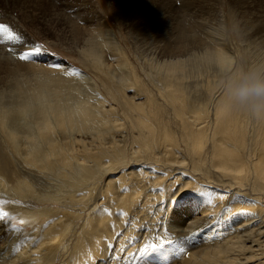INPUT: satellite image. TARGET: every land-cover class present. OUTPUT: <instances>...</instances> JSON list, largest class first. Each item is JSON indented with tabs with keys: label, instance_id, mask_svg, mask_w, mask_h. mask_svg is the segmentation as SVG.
Here are the masks:
<instances>
[{
	"label": "bare ground",
	"instance_id": "obj_1",
	"mask_svg": "<svg viewBox=\"0 0 264 264\" xmlns=\"http://www.w3.org/2000/svg\"><path fill=\"white\" fill-rule=\"evenodd\" d=\"M57 1L0 0V23L19 36L0 34V200L25 224L0 231V264H264V114L230 90L264 70V0H228L241 42L216 14L222 0H151L155 31L135 54ZM43 25L91 77L13 54Z\"/></svg>",
	"mask_w": 264,
	"mask_h": 264
},
{
	"label": "rangeland",
	"instance_id": "obj_2",
	"mask_svg": "<svg viewBox=\"0 0 264 264\" xmlns=\"http://www.w3.org/2000/svg\"><path fill=\"white\" fill-rule=\"evenodd\" d=\"M60 1L61 2L59 4L58 1L56 2L59 6L58 8H60L63 12L69 10L70 14L75 15L76 18L74 21L78 25L85 27L88 31L100 39H109V37H106L105 35H103V37L99 36H101V32L105 30L106 27L111 28L118 36L117 44L120 46V49H129L133 54H135V51L138 53L143 52L142 49L145 46L144 41L151 36L153 31H155L152 29V23H154L153 16L156 11L153 12V5L150 3L151 0H144V2H142L139 8L141 11H136L131 7H127L129 6V3L120 4L122 2L121 0H87L85 3H81V7L79 8L72 3H66L62 0ZM147 1L149 3H147ZM70 2H73V0H70ZM210 4H212V1ZM176 6L181 7V2L176 0ZM262 8L264 9V3L257 8V11L259 12V16L264 18V10ZM235 12L236 9L229 5L228 0H222V6L217 7L216 9V14L224 13L226 15V29L229 37L232 38V41L237 40V42H241L245 40V35L243 27L239 22H237ZM198 14L201 19L210 18L212 17V8L199 11ZM146 18H148L151 23L148 22ZM174 25L175 23H170L168 31L165 32V36L168 40H172L171 33ZM21 26L22 28H29L27 24H22ZM43 26V29L39 27L40 32H37V30H31L29 31V34L27 33V35L32 39V42L43 45L46 52L50 55L43 57L32 64H43L46 59H48V61L58 60L56 62H52V65H57L59 64V61H63V65H65V67H72L91 77L92 74L90 70L85 66V64H83L78 56L67 52V49L65 48L63 49L60 46H55V42H58L56 30H49V28H46L47 26ZM213 27L217 29V26ZM201 30L203 31L202 35L204 37H211L212 24H204L201 27ZM48 42L53 43V45ZM17 48H21V43L17 44ZM23 62L31 63L27 61ZM157 102L161 103L162 101L158 99ZM1 203H3L2 200H0V212H5V208ZM7 221H9V219H7L6 222ZM10 222L14 228H25V224L18 222L17 220H10Z\"/></svg>",
	"mask_w": 264,
	"mask_h": 264
},
{
	"label": "clouds",
	"instance_id": "obj_3",
	"mask_svg": "<svg viewBox=\"0 0 264 264\" xmlns=\"http://www.w3.org/2000/svg\"><path fill=\"white\" fill-rule=\"evenodd\" d=\"M230 90L241 108L253 115L264 114V70L245 73L230 83Z\"/></svg>",
	"mask_w": 264,
	"mask_h": 264
},
{
	"label": "snow or ice",
	"instance_id": "obj_4",
	"mask_svg": "<svg viewBox=\"0 0 264 264\" xmlns=\"http://www.w3.org/2000/svg\"><path fill=\"white\" fill-rule=\"evenodd\" d=\"M0 34H6L9 39H19L18 34H14L10 31L9 27L3 23H0ZM13 54L20 60V61H27L31 63H35L37 60L41 59L42 57H46L50 55L46 52L45 48L41 44L31 43L29 46L25 44L21 47L20 50L13 49ZM56 67L57 65H52ZM192 193H195L198 197H202L208 195L209 193L199 190L198 188H189ZM223 195V193H221ZM203 201V200H202ZM105 212H108V209H104ZM9 217L8 212H0V231L10 235L12 231H14V226L11 224L10 221L6 222L7 218ZM211 219V218H210ZM23 223V221H21ZM214 225H210L209 227H213ZM162 227V226H161ZM154 246L145 244L142 248L138 249V251L143 254L146 253L149 249H152Z\"/></svg>",
	"mask_w": 264,
	"mask_h": 264
}]
</instances>
